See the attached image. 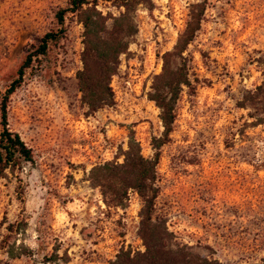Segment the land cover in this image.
<instances>
[{
    "label": "rangeland",
    "instance_id": "obj_1",
    "mask_svg": "<svg viewBox=\"0 0 264 264\" xmlns=\"http://www.w3.org/2000/svg\"><path fill=\"white\" fill-rule=\"evenodd\" d=\"M70 0H0V97L19 76L29 51L60 27L56 13ZM140 6L139 32L112 79L115 103L96 112L82 100L83 26L68 13L66 34L26 70L8 104L9 127L35 160L0 175V240L21 213L17 238L35 257L0 264H108L121 247L144 250L139 235L143 197L128 191L125 206L106 200L89 173L123 162L131 136L153 158L164 131L148 98L195 0H153ZM104 12L119 10L110 2ZM195 92L184 87L170 141L161 148L156 210L180 241L223 264H264V0H208L189 46ZM1 111H0V132ZM23 191V194L21 192ZM23 196V201L18 197ZM69 262L46 263L54 246Z\"/></svg>",
    "mask_w": 264,
    "mask_h": 264
},
{
    "label": "trees",
    "instance_id": "obj_2",
    "mask_svg": "<svg viewBox=\"0 0 264 264\" xmlns=\"http://www.w3.org/2000/svg\"><path fill=\"white\" fill-rule=\"evenodd\" d=\"M101 1L110 2L119 10L104 12L99 8ZM208 0H195L190 5L189 18L185 28L179 33L171 50L162 54V71L153 78L148 98L160 109V118L164 131L160 137H153L155 155L145 157L139 141L131 136L128 149L123 151L124 160L106 161L92 167L89 173L91 182L100 187L107 201L115 206L124 207L128 191L134 189L143 197L144 204L140 212L139 235L145 249L134 250L121 247L108 264H223L213 256L197 251L193 245L180 241L174 231L169 229L167 219L156 210L159 193L158 165L161 148L170 141L178 117V102L184 87L195 92L199 78L192 79L193 58L188 52L190 44L198 35ZM154 7L153 0H70L65 8L57 13L59 28L47 32L40 44L29 51L19 68V76L0 97L1 125L0 132V175L7 169L15 172L22 169L25 162L35 160L33 149L23 140L18 132L13 131L8 123V104L12 94L22 84L26 70L33 62L45 56L52 44H57L66 34V17L73 13L83 26L82 68L76 78L82 100L90 111L96 112L104 106L115 103L112 88L113 76L117 74L121 55L129 52L132 39L139 32L138 9ZM264 88V82L259 89ZM261 117L256 124L263 123ZM23 194V191L21 192ZM23 201V196L18 197ZM28 220L24 213L18 219L8 222L6 232L0 240V250L9 259L22 256L35 257L34 248L24 243L17 245V238L27 230ZM57 244L50 256L44 257L46 263L69 262V254ZM8 264V262H6Z\"/></svg>",
    "mask_w": 264,
    "mask_h": 264
}]
</instances>
